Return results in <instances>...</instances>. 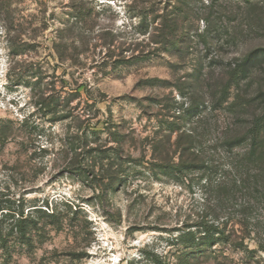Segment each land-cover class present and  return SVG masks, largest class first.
Segmentation results:
<instances>
[{"label":"rangeland","instance_id":"rangeland-1","mask_svg":"<svg viewBox=\"0 0 264 264\" xmlns=\"http://www.w3.org/2000/svg\"><path fill=\"white\" fill-rule=\"evenodd\" d=\"M155 1L0 0V125L10 126L0 140V219L26 199L33 218L39 214L29 212L31 206L46 210L49 200L50 210L57 208L66 221L60 228L48 223L21 255L0 258V264H154L146 252L161 264H181L178 237L206 210L205 168L224 155L243 160L252 144L246 135L256 124L264 136L263 0H186V37L167 48L151 43L153 28L146 35L135 31L142 23L137 12H150ZM78 12L92 14L96 31L114 33L119 50L112 58H103L107 52L98 47L100 61L80 66L78 61L90 60L82 49L58 52V31L76 22ZM79 27H72L74 38ZM132 44L146 58L123 62ZM80 114L98 127L89 137L92 163L72 150ZM170 125L179 130L169 134ZM182 130L202 136L209 162L188 172L184 183L154 178L153 139L161 150L174 145ZM113 132L123 143V160H100L108 154L99 152L117 145ZM228 138L243 142L231 152L213 150ZM31 158L42 164L29 176ZM122 169L128 171L117 175L110 191L108 178ZM231 207L227 212L235 215ZM256 214L244 246H215L189 264H264V209Z\"/></svg>","mask_w":264,"mask_h":264},{"label":"trees","instance_id":"trees-1","mask_svg":"<svg viewBox=\"0 0 264 264\" xmlns=\"http://www.w3.org/2000/svg\"><path fill=\"white\" fill-rule=\"evenodd\" d=\"M242 1L246 4H250L253 1L260 0ZM260 5H264V0L259 3V8L261 7ZM188 10L189 8L186 0H157L150 12H137L136 16L141 18L142 23L135 31L137 34L146 35L149 33V30L153 28V32L149 35L151 43L166 48L177 47L179 41L186 37L183 36V34L187 32V19L190 17ZM75 21L76 22L71 26L65 25V27L60 30V33L58 31L59 42L56 47L62 56H65L68 52L82 49L83 52L88 53L90 60L86 63L78 61V64L80 66L88 64L92 66L100 61L96 59V56H102L101 53L96 55L98 47H102L107 52L103 58H112L116 51L119 50L115 45L116 37L110 29L100 28L97 31L95 30L96 20L92 18V14L86 17L82 12H78L76 13ZM77 25H81V27H79L80 33L77 35L78 38H74L71 31L72 27ZM95 33H97V43L92 44L90 39H92V34ZM67 34H69L70 37H67ZM72 37L73 39H71ZM132 46H134V44L129 45L127 50L129 51ZM134 48L133 51L131 49L132 53L130 55H123L124 52H128L127 50L120 51V54L123 55V62H130L132 59L139 60L146 58L144 54H141V56L136 55L135 50L137 48L136 46ZM235 72L238 73V70H235ZM64 101H66L67 105L68 102H70L69 99H64ZM57 102H59V100H57ZM87 105L89 106V104ZM94 105L96 104H92L91 108ZM82 111H84L82 115L87 113L91 115L87 110ZM82 115L80 114L76 117V133L74 134L72 150L75 151L77 158L84 157L83 160H88L92 163L95 157H89L88 154L94 148L91 147L93 143L90 141L89 137L90 135L97 134L98 131H95L94 128L98 127H92L87 123L89 120L82 119ZM26 122L27 121L23 122V127L26 125ZM9 124H11L10 121ZM256 125L255 129L253 128V130H250L249 134L246 135L249 140L252 141V144L243 155V160L236 161V158L233 160L224 155L223 159L219 160V162H212L213 164L208 166L209 170L205 168L206 173L208 171V175H206L205 180H203L204 186L202 190L204 191V198L202 199V203L206 207V210L202 215H199L201 219L200 222L196 223V225L187 227L178 237L177 242L182 245L184 249V253H182L183 261L181 264H189V259H201L215 246H231L236 248L238 246H244L247 234H249V228L253 226L251 219L257 215L256 212L259 209H264V136L261 133V126H258V124ZM9 128V125H0V140L2 144L3 140H6L8 137L7 130H9ZM169 128V134H173L179 130H175L174 125H170ZM111 134L114 136V142L117 145L116 147L112 146L106 148L103 152H99L102 155L108 154L107 156L103 155V157H100V160L114 159L113 161H115V159H122L124 148L121 144L123 143L118 140L120 139V137L117 136L118 133L113 132ZM115 136H117L118 139ZM201 138L202 136H197L194 130H182L174 145L171 144L172 146L169 147L164 145L161 150H158L156 144L157 138L153 139L151 148L153 160L151 167H149V172L154 178H158L159 175H164L174 179L176 182L184 183V180L188 176V172L202 170V167L199 166L200 163L204 164L209 162H204L202 143L198 141ZM241 142H243V138H228L221 144L220 141H216L213 150L226 147L227 152H231L237 148ZM131 144H134L133 139ZM197 144L200 145L197 147ZM43 152H45V149L41 150V153ZM95 152L97 151L95 150ZM176 156H178L177 159ZM125 162L128 164L134 163L129 160H125ZM41 164L42 163L33 165L31 158V163L29 161V164L26 165L29 169L28 175L30 176V171L33 170L34 166L37 170L41 167ZM131 169L132 168H129V170ZM127 171L122 169L120 172L117 171L111 174L108 178L110 180V185H108L110 191H113L114 186L118 184L116 177L118 178L119 176L120 179L121 176L124 175V172ZM27 181L30 182L31 180L28 179ZM38 202V200H35L30 203L34 204ZM49 202V200L44 202L46 210L38 205L31 206L33 210H29V212L34 211V213L39 214L38 217L33 218V213L26 214L25 205L27 204V200L23 199L19 201V205L15 210H10V213H7V215H4L0 219V258L9 261L21 255L26 248L34 243L36 238L40 237L42 232L45 231L48 223L58 228L66 225L65 218L62 217L57 208L55 210H50ZM65 206L70 207V204L65 203ZM230 207L231 209H234V207L236 208L235 215L227 212ZM192 227H195L196 230H191ZM229 227H231V229H229ZM145 255L148 257V260L154 264L162 263L158 258L154 259L156 257L155 255H151L148 252H146Z\"/></svg>","mask_w":264,"mask_h":264}]
</instances>
